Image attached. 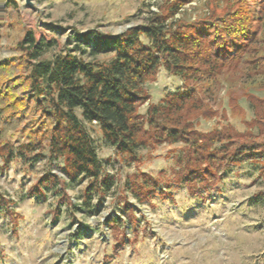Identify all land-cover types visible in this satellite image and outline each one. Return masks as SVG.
I'll return each mask as SVG.
<instances>
[{
	"label": "rangeland",
	"instance_id": "rangeland-1",
	"mask_svg": "<svg viewBox=\"0 0 264 264\" xmlns=\"http://www.w3.org/2000/svg\"><path fill=\"white\" fill-rule=\"evenodd\" d=\"M173 2L180 0H0L1 96L7 86H13L8 88L12 97L27 87L23 80L29 67L19 45L26 30L37 41L46 42L41 59L66 50L79 55L76 46L80 44L84 60H107L113 50L91 54L92 41L84 44L78 34L123 32L146 24L155 13H165ZM180 4L169 18L174 28L238 10L237 16L262 41L214 74L201 71L192 78L196 96L184 102L183 109L170 113L169 119L203 133L223 132L229 126L235 144L263 140L264 0H183ZM182 84L178 76L159 68L145 82L148 98L138 104V113L146 116L151 105ZM2 100L0 144L9 141L16 148L28 139L27 122L36 112L30 102L18 115L15 112L12 117L16 119L6 118L17 108ZM88 128L103 169L116 180L100 199L94 194L91 204L95 205L86 211H69L62 204L53 216L51 189L44 188V196L26 194V188L44 171L61 173L59 161L41 157L32 164L22 159L5 164L0 156V192L10 198L16 212L13 221L0 209V264H264V172L259 171L264 163L230 165L223 171L218 190L211 189L201 199L184 183L171 180L184 142L151 141L138 148L140 159L134 163L126 156L117 158L95 125ZM137 170L161 178L162 185L170 182L172 193L165 198L151 193L140 201L128 192L137 217L135 230H126L131 241L114 248L116 240L105 219L120 214L116 196L126 176ZM86 183V178L68 182L67 192L74 203L81 201Z\"/></svg>",
	"mask_w": 264,
	"mask_h": 264
},
{
	"label": "trees",
	"instance_id": "trees-1",
	"mask_svg": "<svg viewBox=\"0 0 264 264\" xmlns=\"http://www.w3.org/2000/svg\"><path fill=\"white\" fill-rule=\"evenodd\" d=\"M181 1L173 2L165 13L150 16L146 24L123 32L110 34L91 30L78 34L84 44L92 41L91 54L113 50L114 55L107 60H84L85 51L80 49V44L76 46L79 55L66 50L53 58L41 59L46 42L37 41L30 30H26L19 41L29 67L23 80L27 87L23 94L12 97L8 88L13 86H7L0 97L4 99L2 103L17 108L6 118L14 116L15 112L18 115L25 107H30V102L36 117L27 122L28 139L16 148L9 141H2L0 156L5 164L15 159L32 164L41 157L59 161L61 173L46 170L26 188L29 196H44V188L53 191V216L62 204L69 211H86L95 205L91 204L94 194L100 199L116 180L102 167L88 128L91 125L102 133L117 158L126 156L134 163L140 159L138 148L150 145L151 141L184 142L185 149L176 156L178 168L172 169L171 180L184 183L201 199H205L211 189L218 190L223 171L230 165L244 161L264 163V138L235 144L229 126L223 132L203 133L194 128L188 130L177 120L169 119L170 113L183 109L184 102L196 96L194 85L190 84L192 78L202 72L214 74L226 62L252 52V45L261 40L237 16L238 10H227L213 19L178 24L174 28L169 18L179 11ZM159 68L178 76L183 84L166 93L161 102L151 105L143 116L137 106L148 98L145 82L154 77ZM259 171L264 172V165ZM77 178H86L87 183L81 191V201L74 203L67 185ZM160 179L140 170L126 176L124 188L116 196L120 214L105 219L116 240L114 248L130 242L126 230H135L137 217L127 200L128 192L140 201L151 193L165 198L172 193V187L166 181L162 185ZM11 203L10 198L0 192V209L14 221L16 212L10 207Z\"/></svg>",
	"mask_w": 264,
	"mask_h": 264
},
{
	"label": "water",
	"instance_id": "water-1",
	"mask_svg": "<svg viewBox=\"0 0 264 264\" xmlns=\"http://www.w3.org/2000/svg\"><path fill=\"white\" fill-rule=\"evenodd\" d=\"M29 3V0H26Z\"/></svg>",
	"mask_w": 264,
	"mask_h": 264
}]
</instances>
